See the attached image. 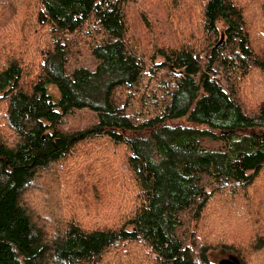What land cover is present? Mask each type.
Here are the masks:
<instances>
[{
	"label": "trees",
	"instance_id": "obj_1",
	"mask_svg": "<svg viewBox=\"0 0 264 264\" xmlns=\"http://www.w3.org/2000/svg\"><path fill=\"white\" fill-rule=\"evenodd\" d=\"M200 1L193 31L145 55L124 0H0V121L13 137L0 135V264H101L127 243L144 264L217 263L182 233L184 216L199 221L215 195L264 182V99L240 101L243 79L264 70L250 35L262 24L264 39V0ZM82 111L88 126H64ZM99 141L123 153L135 207L118 227H41L24 191ZM244 240L252 253L237 246L239 264L264 252V225Z\"/></svg>",
	"mask_w": 264,
	"mask_h": 264
},
{
	"label": "rangeland",
	"instance_id": "obj_2",
	"mask_svg": "<svg viewBox=\"0 0 264 264\" xmlns=\"http://www.w3.org/2000/svg\"><path fill=\"white\" fill-rule=\"evenodd\" d=\"M124 1L132 27L139 29L137 36L145 55L154 46L173 43L193 31L195 24L192 25L191 20L196 19L194 11L199 9L201 3L200 0ZM244 1L245 7H254L253 0ZM247 20L252 25L253 19L247 16ZM173 21L181 23L182 34L179 35L181 30L174 28ZM147 25L150 30H147ZM262 32V24H258L254 31L251 29L254 51L264 48ZM196 40L197 36L180 43ZM93 61L88 55L81 58L82 64L90 68H93ZM72 64L76 65L74 61ZM263 99L264 70H253L240 85V101L249 110ZM91 121L92 114L88 111L76 112L66 119L64 126L86 127ZM0 131L5 141L13 139L2 120ZM205 143L213 148L219 145L209 139ZM83 145L75 149L74 156L39 171L22 194V204L34 214L41 227L47 226L52 230L51 226H54L59 229L68 222H75L85 229L118 227L135 207L137 189L131 179H125L128 173L121 150L115 151L102 141ZM262 174L264 176V170L260 176ZM257 179L254 178L252 187L215 195L199 221L192 219L193 211L184 216L182 233L187 235L189 241L188 234L196 232L201 247L208 245L210 260L217 262L229 255H239L235 251H238L240 244L248 247L244 251L252 253L251 241L244 239L264 225V182ZM119 247L124 248L114 247L101 264H144L142 254L146 253L139 252L137 245L127 243ZM147 255L149 260L146 259L145 264L151 263V256ZM242 258L245 264H264V252L243 255Z\"/></svg>",
	"mask_w": 264,
	"mask_h": 264
},
{
	"label": "water",
	"instance_id": "obj_3",
	"mask_svg": "<svg viewBox=\"0 0 264 264\" xmlns=\"http://www.w3.org/2000/svg\"><path fill=\"white\" fill-rule=\"evenodd\" d=\"M216 264H239V260L236 256L229 255L217 261Z\"/></svg>",
	"mask_w": 264,
	"mask_h": 264
}]
</instances>
